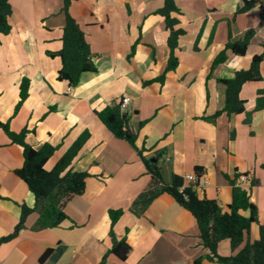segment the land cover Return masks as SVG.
<instances>
[{
  "label": "crops",
  "instance_id": "crops-1",
  "mask_svg": "<svg viewBox=\"0 0 264 264\" xmlns=\"http://www.w3.org/2000/svg\"><path fill=\"white\" fill-rule=\"evenodd\" d=\"M8 3L10 31L0 35V121L15 133L25 129L24 141L34 149L43 143L57 146L45 170L87 131L89 137L69 170L89 176L84 192L67 203L68 219L59 226L35 229L37 212H30L17 236L0 244V264H97L110 247L109 209L122 210L113 232L119 239L128 229L131 251L124 262L108 255L105 264H194L199 257L201 264H218L205 259L193 217L170 196L155 198L140 217L130 213L132 200L149 177L136 151L113 137L95 115L120 99H127L129 127L137 135L135 147L144 148L142 155L155 159L164 182L171 174L184 177L201 167L207 184L198 181L197 197L215 200L220 211L227 212L232 190L227 179L233 180L248 192L258 224L264 225V170L260 167L264 164V111L256 112L249 125L243 123V113L202 119L223 106L224 87L217 80L247 69L251 57L261 52L264 2L235 15L240 0H175L180 10L176 28L184 31L175 49L178 64L165 75L163 84L143 85L166 65L168 32L162 18L154 14L162 0L72 1L68 13L81 29L95 66L94 72L82 73L74 87L57 80L60 60L49 56L61 48L62 0ZM248 30L253 35L245 55L227 50L225 62L206 78L228 37L238 41ZM133 44L134 53L128 58ZM259 70L262 80L240 89L245 110L252 108L257 90L264 89V61ZM22 78L29 81L27 97L13 115ZM21 164V148L0 130V238L13 231L21 206H34L26 185L14 175ZM253 179L258 181L255 186L250 184ZM257 237L253 223L235 251L222 240L217 253L234 254ZM46 249L52 254L40 263Z\"/></svg>",
  "mask_w": 264,
  "mask_h": 264
},
{
  "label": "trees",
  "instance_id": "trees-1",
  "mask_svg": "<svg viewBox=\"0 0 264 264\" xmlns=\"http://www.w3.org/2000/svg\"><path fill=\"white\" fill-rule=\"evenodd\" d=\"M72 1L76 0H62L61 11L64 14V25L60 38L61 48L59 51L49 54L51 57L57 56L60 60L57 80L65 81L69 87L76 86L82 73L95 71L92 55L83 33L77 22L68 13V6ZM262 2L264 0H240L241 4L234 14H243L253 7L260 6ZM10 14L11 9L8 0H0V35H7L10 31ZM154 14L162 18L164 29L168 32L166 38L167 59L161 74L143 82V85L152 82L163 84L165 75L176 68L178 59L175 56V49L178 38L184 34L183 29L176 28L179 24L177 16L180 15V10L175 0H162V6L154 11ZM252 35L253 31L248 30L243 38L238 41H231L229 36L223 49L214 57L206 78L210 76L211 71L217 65L225 62L227 50L236 56L245 55ZM134 49L135 44L130 47L128 58L133 55ZM193 49L196 50V41ZM261 49L259 54H254L251 57L247 69L235 71L229 79L217 80L224 87L223 106L213 115L202 118L203 120H213L221 114L229 116L243 113V123L249 125L256 112L264 111V89L257 90L254 104L249 110H245V101L239 97L243 84L262 80L259 67L264 61V43L261 44ZM28 85V79L22 78L18 86V98L13 108V115L26 99ZM95 115L113 137L124 140L136 151L144 164L145 173L149 177L145 188L132 200L129 206L130 213L135 217L142 216L144 210L155 198L166 194L193 217L200 245L206 251L205 259L207 261L218 264H264V225L258 224L256 207L251 203L246 190L235 186L233 180L224 176L232 190L230 202L227 204V212H221L215 200L198 198L194 191L195 186L187 184L183 177L171 174L168 182L163 181L157 162H151L150 158L142 155L144 148L137 149L135 147L136 132L129 127L127 113L119 111L118 101H113L96 111ZM143 123L144 121L140 122L139 126H142ZM0 130L7 136L11 144L21 148L22 164L14 170V175L23 181L34 201V206L31 209L25 206L20 207L18 222L10 234L0 238V244H2L17 236L25 217L34 210L37 212L35 229L54 228L59 226L63 220L68 219L64 209L73 196L81 195L84 192L85 179L89 176L85 171H70L69 166L88 139L89 133L87 131L82 132L54 166L50 170H45L44 164L57 150V146L43 143L39 148L34 149L24 141L26 130L22 129L18 133L12 132L7 122L0 121ZM154 157L157 159V155ZM260 167L264 170V164ZM193 173L198 178L203 173V168L194 167ZM250 184L255 186L258 181L253 179ZM242 212L248 214L243 215ZM121 215V209H109L107 211L110 247L97 264H105L108 255L119 262H124L131 251L126 242L128 229H125V234L119 239L115 237L113 232V226ZM253 223L257 225L258 237L256 240L246 241L234 254L221 256L217 253L218 245L222 240L228 241L231 252L235 251L243 243ZM51 254L52 250L46 249L40 256L39 262H43ZM201 260V257L197 258L194 264H201Z\"/></svg>",
  "mask_w": 264,
  "mask_h": 264
},
{
  "label": "built area",
  "instance_id": "built-area-1",
  "mask_svg": "<svg viewBox=\"0 0 264 264\" xmlns=\"http://www.w3.org/2000/svg\"><path fill=\"white\" fill-rule=\"evenodd\" d=\"M126 104H127V99H120L118 101V105H119V111L121 113H126ZM184 180L189 183L192 184L194 186H196V184L198 183V181H201L203 185L207 184V181L205 180V177L203 175V173L200 175V177H196L194 173H190V174H186L184 177ZM241 180L244 179V177H240Z\"/></svg>",
  "mask_w": 264,
  "mask_h": 264
},
{
  "label": "water",
  "instance_id": "water-1",
  "mask_svg": "<svg viewBox=\"0 0 264 264\" xmlns=\"http://www.w3.org/2000/svg\"><path fill=\"white\" fill-rule=\"evenodd\" d=\"M150 161H151V162H155V159H154V158H151Z\"/></svg>",
  "mask_w": 264,
  "mask_h": 264
}]
</instances>
